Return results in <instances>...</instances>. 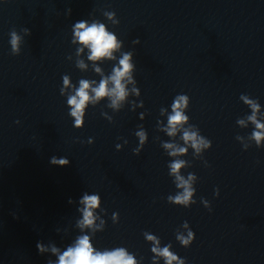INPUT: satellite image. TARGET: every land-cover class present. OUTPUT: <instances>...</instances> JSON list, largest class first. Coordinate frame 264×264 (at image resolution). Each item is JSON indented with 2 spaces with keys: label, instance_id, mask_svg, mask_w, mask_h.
<instances>
[{
  "label": "water",
  "instance_id": "water-1",
  "mask_svg": "<svg viewBox=\"0 0 264 264\" xmlns=\"http://www.w3.org/2000/svg\"><path fill=\"white\" fill-rule=\"evenodd\" d=\"M78 22L116 35L113 58L89 59ZM124 53L133 64L125 99L95 100L91 89ZM81 80L92 99L77 128L67 100ZM179 95L189 97V119L169 135ZM242 97L259 105L264 123V0H0V258L174 204L177 174L194 177L192 198L264 176V138L258 145L252 135L264 129ZM184 129L212 147L197 152ZM165 144L186 151L173 156ZM176 160L185 163L173 174ZM85 194L100 203L93 226L81 228Z\"/></svg>",
  "mask_w": 264,
  "mask_h": 264
},
{
  "label": "clouds",
  "instance_id": "clouds-1",
  "mask_svg": "<svg viewBox=\"0 0 264 264\" xmlns=\"http://www.w3.org/2000/svg\"><path fill=\"white\" fill-rule=\"evenodd\" d=\"M106 15L111 19L115 14V12L106 13ZM75 28V39L79 41V43L90 49L89 59L96 61L103 58H113V52L121 47L120 41L117 40L116 35L109 32L106 29V26L103 23L93 22L90 25H87L84 22H78L74 26ZM25 31H30L25 29ZM11 36V46H12V54L15 55L18 53V43L20 37L13 30L10 32ZM133 43H139V40H134ZM83 49H80L82 51ZM132 60L131 53H124L122 58L119 60V67H115L113 70V74L110 77L104 78L100 81L97 87L92 88L91 91L94 93V99L99 100L103 97H112L111 100L112 106H116L119 101L125 99L127 93L125 90V84L122 82L125 77L128 78L129 82L132 81L131 71L133 69V64L130 63ZM80 67H84L83 63H80ZM97 72L100 71L99 68L96 69ZM109 81L114 85V87L109 88ZM63 82L65 85H68V78L65 76L63 78ZM90 83L87 80H81L80 86L76 90L75 95L69 96L67 103L71 106V116L75 117V126L79 128L82 123V117L84 115V110L90 99L89 95ZM135 91V89H134ZM61 93H63V89H61ZM245 102L251 106L253 110V114L248 117L250 121H252L257 129H264V123H260L257 120L256 113L259 111V105L253 101L249 100L247 97H242ZM189 97L187 95H179L176 97L172 104V114L168 117V129L169 135H174L178 128L182 127L184 123H186L189 119L187 115L184 114L182 109L187 107ZM19 123V121H16ZM239 123L243 124L244 121H239ZM141 138V143H143L145 139V135L143 132L138 133ZM253 138L256 140L257 144L262 138H264V131H255L253 132ZM183 140L186 143L191 144L197 152L201 150V148H211L212 142L208 139L205 140L202 136L198 137L197 132L191 131L190 129H184L183 131ZM92 138H89L87 143L92 144ZM119 147V145H117ZM166 148L172 149L170 155L175 156L177 153H184L186 151L183 147H176L173 144H165ZM50 163L58 166H67L70 161L64 157H52ZM184 161L176 160L170 164V169L173 174H177L179 170L184 165ZM194 177L189 174V179L185 180L182 176L176 175V180L178 181L177 187L183 188V192L177 194L175 197H169L170 202H174L178 205H184L185 207L189 206V202L193 196V189L189 185V181ZM217 195L219 196V189H216ZM68 203H72V200L69 199ZM80 203L84 205L80 211L83 213V219L78 221V226L84 228L85 226H93L94 224V214L93 210L99 206L100 197L98 194L88 195L85 194L83 198L80 200ZM192 204H195V201H191ZM211 211V208H208ZM117 214L114 213L113 217L116 218ZM103 223V222H102ZM187 227V223H185ZM95 231V229H94ZM147 239L154 241L155 237L151 235H147ZM177 239L181 241V243L185 246H188L192 243L194 239L193 232L189 231L188 237L184 238L183 236H178ZM158 244V241L156 242ZM38 252L43 253L46 251V248L43 244L37 243L36 245ZM53 253H58L59 249L56 247H52ZM152 252L157 253L159 256H163L166 260V264H172V261L177 260L178 264H184L182 260H179L176 255L169 251L168 247H164L160 249L158 247H153ZM51 264V262H49ZM58 264H137L136 259L133 254H130L126 251L125 248L120 247L114 250H105V251H97L92 243L90 242V237L88 235L80 236L74 246L68 247L66 251L59 255Z\"/></svg>",
  "mask_w": 264,
  "mask_h": 264
}]
</instances>
